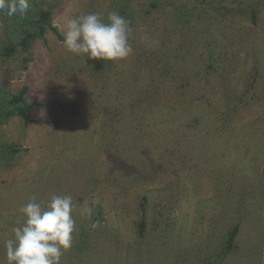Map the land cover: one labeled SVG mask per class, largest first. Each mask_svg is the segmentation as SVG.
<instances>
[{
    "label": "rangeland",
    "instance_id": "rangeland-1",
    "mask_svg": "<svg viewBox=\"0 0 264 264\" xmlns=\"http://www.w3.org/2000/svg\"><path fill=\"white\" fill-rule=\"evenodd\" d=\"M113 4L56 1L52 23L60 35L48 30L38 38L27 68L26 53L3 54L17 32L0 21V106L24 87L33 104L29 124L18 116L0 119V262L6 264L11 229L24 222L19 209L34 195L46 204L56 194L72 196L78 229L61 264H264V0H162L157 6L132 0L127 59H88L64 49L73 15L107 17ZM145 34L159 45L147 48ZM165 60L172 63L166 70ZM120 81L126 89L150 86L145 98L153 108L132 114L152 126L129 127L133 136L144 135L140 143H124L122 135V145H103L91 159L92 176L81 168L86 153L100 145L117 114L127 113L114 110ZM174 111L184 120L202 114L201 128L156 124ZM7 143L17 150L13 156ZM70 145L83 149V157L73 164L65 153L55 161ZM85 205L91 217L80 215Z\"/></svg>",
    "mask_w": 264,
    "mask_h": 264
},
{
    "label": "clouds",
    "instance_id": "clouds-1",
    "mask_svg": "<svg viewBox=\"0 0 264 264\" xmlns=\"http://www.w3.org/2000/svg\"><path fill=\"white\" fill-rule=\"evenodd\" d=\"M31 7V0H0V14L9 18H23ZM63 36L67 52L88 59L116 62L127 59L133 51L130 21L117 11H109L106 20L99 12L75 14L67 21ZM141 40L149 49L159 45L157 38L147 34ZM19 211L25 219L4 241L6 264H61L78 231L72 196L52 194L45 204L34 195ZM80 215L91 217L92 208L85 205Z\"/></svg>",
    "mask_w": 264,
    "mask_h": 264
},
{
    "label": "trees",
    "instance_id": "trees-1",
    "mask_svg": "<svg viewBox=\"0 0 264 264\" xmlns=\"http://www.w3.org/2000/svg\"><path fill=\"white\" fill-rule=\"evenodd\" d=\"M56 1H59V0H31L32 7L29 13L23 18L19 16H15V15L9 18L6 15L0 14V21H3L5 23L7 22L8 23L7 27L8 28L13 27L15 30L14 33L17 32V34H15L16 40L13 42L11 41L8 44H6L4 48V53H3L5 56L18 53V52L26 53L27 55L24 57L23 61H24V67L27 68L28 61H30V58H31L30 51H31V48L34 42L38 38H43L48 30H51L54 33L60 35L57 28L53 26V23H52V17H53L52 13H53V8L55 6ZM131 1L132 0H116V4L111 5L109 11H117L123 17L125 18L129 17L130 16L129 11L134 12V8L131 5H129ZM161 1L162 0H151V4L153 6H157ZM199 1H203V0H199ZM171 12H175V9L174 10L172 9ZM230 19H233V18H230ZM105 20H106V17H105ZM131 22L132 21H130V23ZM250 23L251 24L256 23V13L254 10H251L250 12ZM184 36H185L184 34L181 35L180 39L183 38ZM211 38H212V35H211ZM130 43H132V39L130 40ZM183 46L184 44L182 43L179 45L178 48L181 49ZM208 49L211 55L214 52L212 49V45H209ZM211 63L212 62H209V64ZM163 64H164V69L166 70L168 67L171 66L172 63L168 60H165ZM149 87H150L149 85H145V88H141L137 85L130 84L128 89H126L122 81L118 83V91H117V97H116L117 103L114 105V110H115V113H123V112H127V113L124 116L123 115L118 116V114L116 115V118L113 120L111 125L106 129L105 133L104 134L102 133L103 136L99 142L100 145L97 146L96 150L93 153H86L85 162H82L81 168L85 170L86 169L90 170L92 172V176H94L96 171H95V167L92 166L91 159L94 158L95 155L100 152L101 147L103 145H107L108 142L109 144H111L114 140L115 142L118 143V145H122L123 141L119 136L123 135L124 143L128 142L129 140H132L136 143L142 142V138L144 137L142 133L137 134L136 136H133L132 130L129 131L128 129L130 126H132V124L135 125V127L138 130H143V129L147 130L146 125H148V128L152 126V124H148V121L145 119V116H142L141 119H138L135 114H132L133 112H138L139 110L138 108L147 107V106H149L150 108H153V101H150L147 98H145L146 93L149 92L148 91ZM26 93H27L26 87H24L20 91L9 93L8 98L5 99L3 103L4 106H0L2 107L0 108V119H3V121L5 122L13 116H18L24 119L25 124H29L31 121L30 113H31L33 104L28 101L26 97ZM143 109L146 110L145 108ZM168 109H170V107ZM199 111H202V110L199 109ZM192 112L193 110H191V113ZM201 116L202 114L195 115L194 117L192 115L191 118H189L188 120H184L185 118H187V116L183 118V115L181 113L174 111L169 115V117L167 116L166 118H164V116L159 117V120H158L159 122H157L156 124L162 123L161 125L163 126L162 127L163 129H169V127H173L175 125H181L182 123H186V125L189 126L190 129H197L198 128L197 124L201 122V119H200ZM122 117H124V120ZM192 119H197L198 123H196V120H192ZM201 124L205 125L203 123ZM155 133L156 134L151 133L154 138L159 137L161 134V132L157 133V131ZM210 137L212 136H209L208 139ZM214 139L216 138L214 137ZM249 139L251 138L248 135V141ZM204 140L205 139H203V141ZM136 143H135V146L130 150V153L135 152L136 150L135 148H137ZM74 148L75 146L70 145L68 148L70 151H67V150L58 151V156H56L55 161L58 159H61L62 155H66L67 157L68 153H72V155L68 156L67 158L65 157L66 158L65 160L70 159L71 163L75 164L76 160H78L80 157H83V152H82L83 149L79 147L78 149L74 150ZM112 149L114 150V148ZM6 150H7V155L9 157L13 156L17 152L15 146L13 147L11 144H8V143L6 145ZM246 156H247V153H246ZM246 156H244V159ZM121 158H123V161L125 162V158L122 156ZM243 160L239 162H242ZM56 163H54L53 165L55 166ZM78 170H79V165H78ZM82 171L83 170L80 169V172ZM92 180L93 178L90 180V184L92 183ZM100 213L101 211L98 210L97 215H99ZM145 224L146 222H145L144 216L142 215L140 221L138 222V233L140 236H143L145 233ZM238 230H239V226L236 225L229 231L228 237H227V248H230L232 246L233 240L235 239L238 233ZM82 234H86V231H84ZM82 237L84 238L85 236L83 235Z\"/></svg>",
    "mask_w": 264,
    "mask_h": 264
}]
</instances>
